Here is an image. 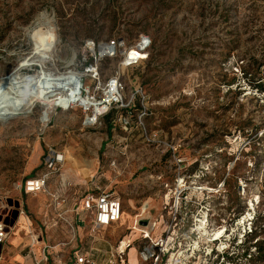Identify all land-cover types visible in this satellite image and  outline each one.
<instances>
[{"label": "rangeland", "instance_id": "rangeland-1", "mask_svg": "<svg viewBox=\"0 0 264 264\" xmlns=\"http://www.w3.org/2000/svg\"><path fill=\"white\" fill-rule=\"evenodd\" d=\"M139 34L152 39L145 64L99 62L103 82L120 71L124 101L93 126L83 125L84 106L53 105L44 128L40 103L5 113L13 95L0 92L6 247L20 223L49 264L94 240L106 251L130 240L128 264H142L149 245L165 252L158 264H264L253 246L264 241V0H0V79L78 75L99 96L85 43L120 36L130 44ZM48 146L64 152L61 173L25 194L21 184L42 171ZM96 186L120 197L123 215L93 232L76 209ZM150 221L156 227L143 239L135 227Z\"/></svg>", "mask_w": 264, "mask_h": 264}, {"label": "built area", "instance_id": "built-area-1", "mask_svg": "<svg viewBox=\"0 0 264 264\" xmlns=\"http://www.w3.org/2000/svg\"><path fill=\"white\" fill-rule=\"evenodd\" d=\"M87 49L94 50V61H97V64L104 59L119 58V68H137L145 64L149 59L151 49H152V39L147 34H139L135 40L128 44L123 37L115 36L110 40L104 42H89L85 43ZM90 65V69H87V72L92 73V77L96 82L97 91H101V95H89V91L85 89V85L81 79H76V75H68L70 79H74L75 83L69 85L68 88H73L76 91V95L91 97L93 102H95L97 109L94 106H90L83 111L89 115L90 120H87L86 117L83 121L84 126H93L94 125V114H99L96 119H98L108 113L113 105L123 103V84L120 79V71H117L116 75L111 76L107 79L106 82L101 81L99 75L98 66ZM76 79V80H75ZM56 81V77L48 76L44 78L45 86H49ZM80 82L81 91L78 92ZM134 94L140 95L143 99L145 94L141 86L134 87ZM81 99V98H80ZM132 104L131 100L125 105V107ZM94 107V109H93ZM60 108L68 110L71 107L66 106H57L55 109ZM89 111V112H88ZM86 115V116H87ZM48 116L42 118L44 123V128L48 127L50 124ZM45 118V119H44ZM44 119V120H43ZM86 121V123H85ZM127 126V124H125ZM65 161L64 152L56 149L53 146H48L46 151L42 155L41 159V168L40 173H36L32 176H28L21 184V189L25 194H36L43 192L50 180L54 178L55 175L61 173V168ZM53 197L59 198V194H52ZM61 202H63L61 200ZM80 210L85 213V218H89L91 222V229L93 232L98 230L108 228L114 224L121 221L123 206L120 197H118L115 192L111 189H104L96 186L95 188L89 189L80 199ZM19 213H21L19 211ZM8 228L6 221L0 218V247L5 243L8 236ZM149 237V234L143 231L142 238L146 239ZM96 240H94L95 243ZM36 240H33V243ZM162 244V241L159 242V245ZM132 242L130 240L124 241L120 240L116 247L108 251H103L91 246L90 250H83L79 248H74L68 259L64 264H128V251L131 248ZM158 245V244H157ZM44 254V260L47 261V250L44 247L42 249ZM165 255L163 250L157 249L154 250L152 245L143 246L139 250V261L142 264H158L159 259ZM2 260V253L0 249V261ZM35 264H41V261H35ZM57 264H61L59 261Z\"/></svg>", "mask_w": 264, "mask_h": 264}, {"label": "bare ground", "instance_id": "bare-ground-1", "mask_svg": "<svg viewBox=\"0 0 264 264\" xmlns=\"http://www.w3.org/2000/svg\"><path fill=\"white\" fill-rule=\"evenodd\" d=\"M44 36H45L44 38L46 42L48 43L49 39L47 35H44ZM77 78L78 80H81L79 79L80 76L78 75H76V79ZM74 83H75L74 79L71 80L70 76L66 75V76L56 77V81L53 84L49 86H45L44 74L42 75L41 72H38L37 74H32L30 76H26V77L22 75L2 77L0 79V92L10 91L13 95V99L10 102V104L4 107L5 108L4 112L10 113L13 115L27 114L29 113V110L33 107L34 103L36 102L40 103L45 109L42 114L43 117L45 118L48 116V113H50L49 109L52 108L53 105H55V107L70 106L71 108L76 105H80V106H84L85 109H87L89 106L90 108L94 106L95 109H97L95 102H93V99L90 96L86 97V96L76 95L75 89L68 88L69 85H73ZM81 84L82 82H80V85H79V89H78L79 93L81 91V87H80ZM63 89L64 91H62ZM98 115L99 114L97 113L94 114V123L96 122ZM90 118L92 117L89 116L87 120H90ZM145 217H148V216H145ZM155 227H156V223L153 221H150L147 228L141 229V228L135 227V229L139 232L145 231L146 233H149L148 231L149 228L155 229Z\"/></svg>", "mask_w": 264, "mask_h": 264}, {"label": "crops", "instance_id": "crops-1", "mask_svg": "<svg viewBox=\"0 0 264 264\" xmlns=\"http://www.w3.org/2000/svg\"><path fill=\"white\" fill-rule=\"evenodd\" d=\"M76 215L78 216L77 222L82 224L84 222L85 213L82 212L80 208H77ZM21 220H23V218H21ZM22 230V225L19 223V227L15 229L12 232V236H10L8 246L6 247L5 241V243L0 247L2 253V260L0 261V264H35V261H41V264H45L46 262L49 264V258H47V261H45L44 254L42 252L36 254L39 239H36V242L33 243L32 238L29 240L21 235L20 232H22ZM92 247H94V241L92 242ZM74 248L82 249L80 246H72L71 251Z\"/></svg>", "mask_w": 264, "mask_h": 264}, {"label": "trees", "instance_id": "trees-1", "mask_svg": "<svg viewBox=\"0 0 264 264\" xmlns=\"http://www.w3.org/2000/svg\"><path fill=\"white\" fill-rule=\"evenodd\" d=\"M241 129L244 130L245 126L243 125V127ZM262 244H264V241H256V243L253 244V246L256 248L260 258L264 257V245H262Z\"/></svg>", "mask_w": 264, "mask_h": 264}, {"label": "water", "instance_id": "water-1", "mask_svg": "<svg viewBox=\"0 0 264 264\" xmlns=\"http://www.w3.org/2000/svg\"><path fill=\"white\" fill-rule=\"evenodd\" d=\"M140 223H141L142 225H146V224H147L146 221H141Z\"/></svg>", "mask_w": 264, "mask_h": 264}]
</instances>
